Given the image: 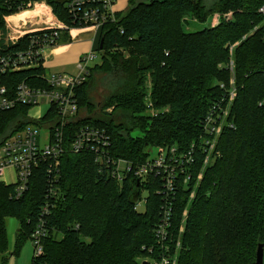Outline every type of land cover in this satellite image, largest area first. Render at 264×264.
<instances>
[{
    "label": "trees",
    "instance_id": "1",
    "mask_svg": "<svg viewBox=\"0 0 264 264\" xmlns=\"http://www.w3.org/2000/svg\"><path fill=\"white\" fill-rule=\"evenodd\" d=\"M38 1L68 26L61 40L68 42L71 29L85 27L70 10L71 0H0V32H7L5 16ZM263 6L264 0H218L210 7L203 0H130L128 10L109 16L100 31V62L89 67L77 88L81 115L65 127V148L87 124L106 129L112 155L134 164L147 160L155 147L184 154L194 146L189 180L166 200V193L157 191L161 182L149 178L140 185L150 190L142 211L136 209L137 181L128 176L119 182L101 172L93 152L68 150L53 193L47 163L34 169L23 198L13 197L15 187L0 182L2 264L9 262L7 218L19 220L13 251L18 254L47 203L53 206L44 215V250L34 254L33 264H152L162 252L155 228L169 202L176 264H257L264 243ZM229 11L233 17L215 26L186 29L187 15L206 24L215 12ZM34 34L8 44L0 37V52L26 50ZM125 69L130 91L113 92L101 104L91 99L98 73ZM46 72L42 64L15 70L1 83L11 92L23 81L45 86ZM148 98L154 116L147 112ZM215 106L219 113L228 111L216 137L204 127ZM29 109L18 104L0 111V145L32 122ZM207 139L214 141L212 148Z\"/></svg>",
    "mask_w": 264,
    "mask_h": 264
},
{
    "label": "built area",
    "instance_id": "2",
    "mask_svg": "<svg viewBox=\"0 0 264 264\" xmlns=\"http://www.w3.org/2000/svg\"><path fill=\"white\" fill-rule=\"evenodd\" d=\"M114 3L115 0H71L68 6L79 18L77 19L85 24V27L81 28L92 27L101 31L104 22L115 13ZM39 5L53 11L52 7L45 2L30 3V7H34L33 11H36ZM261 12L264 13V7L261 8ZM52 21L55 20H49L43 11H39L30 22H7V27L12 29V33L10 30L0 32V37L4 39L5 44L15 43L22 36L35 33L26 50L15 55L0 52V111L15 108L18 104L29 105L30 108L39 104L48 105L42 118L34 119L29 115L32 122L23 130L6 138L0 145V174L8 167H13L17 172L13 197L17 199L24 197L29 189L34 169L43 163H47L50 193H53L56 189L55 182L58 181L61 157L70 150L73 153L93 152L95 163L101 172L107 173L119 182L128 176L137 181L139 186L149 181V178L159 180L163 187L157 191L165 192L166 200H170V194L175 192V188L180 184H186L189 180L186 168L194 161V146L184 154L177 153L174 147L160 146L155 157L149 156L147 160L134 164L112 155V138L106 129L87 124L76 131L70 148H65V127L81 115L77 88L87 80L90 64L99 63L98 50L90 51L80 60L79 74L46 72L45 86L23 81L11 92L7 85L1 83V79L9 72L41 64L45 67L47 49L55 46L61 39L62 31L68 29L64 22ZM234 96L235 91L230 93L229 100H232ZM152 107V103L149 102L148 108L153 110L152 116H154L156 111ZM215 108L216 106L213 109ZM227 114V109L222 110V113L215 109L206 116L204 127L210 136H218ZM206 142L211 148L214 146V141L207 139ZM208 160L209 157L206 158V162ZM140 188L141 198L138 199L136 209L144 206L147 201V199L143 200L142 187ZM169 203H166L163 218L155 228L158 245L162 252L158 255L159 257H154L152 264H176V254L172 253L169 244L173 228L172 202ZM52 206L47 203L42 207L41 217L32 234L36 255H41L44 250L42 240L48 232L44 215L51 212Z\"/></svg>",
    "mask_w": 264,
    "mask_h": 264
},
{
    "label": "rangeland",
    "instance_id": "3",
    "mask_svg": "<svg viewBox=\"0 0 264 264\" xmlns=\"http://www.w3.org/2000/svg\"><path fill=\"white\" fill-rule=\"evenodd\" d=\"M217 1L218 0H203V2L205 3V5L207 7H210L211 5L216 3ZM38 2H45V1H38ZM27 6L28 7L25 10H22L21 12H19L20 15H17L18 13H16L15 15L13 14L12 17H9L11 15L5 16L7 32H9V30H10V33H12V29L11 28L8 29V27H7V22H14V21L25 22L26 20H29V19H30V21H32V19L35 17V15L38 14L37 13L38 10H36V12L33 11V9H34L33 6L30 7V4H28ZM261 8H260V12H261ZM24 13H30V14L26 15V16H28V18L25 16H21V15H24ZM44 13L49 17V20H55L52 22H60L61 21L53 13V11L50 8L47 9V12H44ZM227 14L229 16H226ZM233 14H234V11H229L228 13L215 12L212 15V17H210L208 20H206V22H207L206 24L199 22V21H196L197 19L195 20L192 15H187L186 18L188 20V24L186 26V29L193 31V30L202 29L203 27H205L208 24L215 26L218 23L222 22L223 18L224 19L225 18H227V19L232 18ZM13 17H16V18L13 19ZM7 18H8V21H7ZM17 19H20V20H17ZM69 33H70V31H69ZM61 39L59 40V42L56 45L63 42V40H61ZM233 48H234V45L232 46V50H233ZM125 55L128 56L129 52L125 51ZM97 59L99 60V58H97ZM94 63H96V62H92L90 65L93 66ZM48 67L51 70L46 68L47 73H49V72L50 73L68 72V73H72V74H79L81 71V68H80V65L78 64V62L70 63L65 67H63L62 64L55 65V66L50 65ZM55 71H57V72H55ZM127 73H128L127 69H125L123 72L122 71L121 72L120 71H118V72L109 71V72L98 73L96 75L95 80L93 81V83L91 85V88H90L89 94H90L91 99L94 102H96L97 104H101V103H104L105 100L108 98V96L113 92L130 91L132 89V85L130 84L131 80L128 79L129 74H127ZM148 100L150 102V98H148ZM229 102H228V104H229ZM152 108H154V107H152ZM47 109H48L47 104L35 105L29 109V115L31 117H33L34 119H40L43 117V115L47 111ZM147 112L150 116L153 115V110L151 108H148ZM158 151H159V147L153 148L152 152L150 154V157H155L158 154ZM149 194H150L149 189L142 188V197H143L144 201H146ZM145 208H146L145 205L140 207V209L142 211H144ZM18 225H19V220L16 217L9 216L7 218V235H8V252H7V254H8V257L11 256V254L13 253L14 248H15V236H16ZM34 254H35V243H34V240L32 238H29L23 244L20 252L18 254L12 255L11 259L9 260V264H32V257ZM17 260H18V263H16Z\"/></svg>",
    "mask_w": 264,
    "mask_h": 264
},
{
    "label": "crops",
    "instance_id": "4",
    "mask_svg": "<svg viewBox=\"0 0 264 264\" xmlns=\"http://www.w3.org/2000/svg\"><path fill=\"white\" fill-rule=\"evenodd\" d=\"M129 5H130V0H115L113 9L115 12H124L129 9ZM28 14L30 13H24V15L21 16H25L28 18V16H26ZM17 15L20 14L18 13ZM9 17H12V15ZM14 18L16 17H13V19ZM14 22H21V21H14ZM25 22H30V19L26 20ZM99 41H100V30L92 27L74 28L70 31V40L68 42L63 41L60 44L47 49L45 67L49 69L48 66L50 65L55 66L60 64H62V66L65 67L73 62H78V64L80 65V60L85 55H87L92 50H98V47L100 46ZM0 182L15 187L17 183L16 170L13 167H8L7 169H5L0 174ZM12 255L13 253L11 254V256H9V260L11 259ZM3 257L4 255L0 253V264H2ZM16 263H18V260ZM32 264H33V257H32Z\"/></svg>",
    "mask_w": 264,
    "mask_h": 264
},
{
    "label": "water",
    "instance_id": "5",
    "mask_svg": "<svg viewBox=\"0 0 264 264\" xmlns=\"http://www.w3.org/2000/svg\"><path fill=\"white\" fill-rule=\"evenodd\" d=\"M0 21H1V16H0ZM102 47H103V39L101 40V43H100V48H102ZM137 187L139 188V184L137 185ZM257 264H264V243H260L258 246Z\"/></svg>",
    "mask_w": 264,
    "mask_h": 264
},
{
    "label": "bare ground",
    "instance_id": "6",
    "mask_svg": "<svg viewBox=\"0 0 264 264\" xmlns=\"http://www.w3.org/2000/svg\"><path fill=\"white\" fill-rule=\"evenodd\" d=\"M41 8H42V9H41ZM38 9H39V10H38ZM37 10H38V12H39V11H43V13H44V12H47V9H45L44 6H40V5L37 7ZM35 12H36V11H35ZM38 12H37V13H38ZM48 18H49V17H48Z\"/></svg>",
    "mask_w": 264,
    "mask_h": 264
}]
</instances>
